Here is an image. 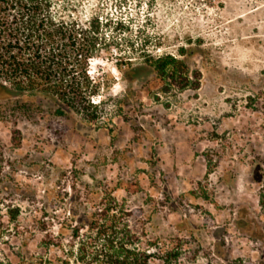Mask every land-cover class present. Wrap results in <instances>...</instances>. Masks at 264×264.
I'll return each instance as SVG.
<instances>
[{"label":"rangeland","instance_id":"1","mask_svg":"<svg viewBox=\"0 0 264 264\" xmlns=\"http://www.w3.org/2000/svg\"><path fill=\"white\" fill-rule=\"evenodd\" d=\"M51 10L95 24L96 92L66 115L40 95L0 98V264H30L71 208L91 214L109 191L182 264H264V0ZM167 55L174 76L155 66Z\"/></svg>","mask_w":264,"mask_h":264},{"label":"trees","instance_id":"2","mask_svg":"<svg viewBox=\"0 0 264 264\" xmlns=\"http://www.w3.org/2000/svg\"><path fill=\"white\" fill-rule=\"evenodd\" d=\"M96 32L93 22L56 18L51 0H0V98L40 95L58 105V115L93 105L88 67ZM182 64L172 55L155 60L162 75L174 76ZM105 195L91 214L71 208L57 233H46L30 264H182L177 247L164 249L139 231L131 223L133 211L113 192ZM260 198L264 208V192Z\"/></svg>","mask_w":264,"mask_h":264},{"label":"bare ground","instance_id":"3","mask_svg":"<svg viewBox=\"0 0 264 264\" xmlns=\"http://www.w3.org/2000/svg\"><path fill=\"white\" fill-rule=\"evenodd\" d=\"M94 63V62H93Z\"/></svg>","mask_w":264,"mask_h":264}]
</instances>
